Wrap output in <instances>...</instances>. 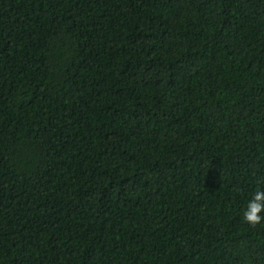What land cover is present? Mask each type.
<instances>
[{
	"label": "trees",
	"instance_id": "trees-1",
	"mask_svg": "<svg viewBox=\"0 0 264 264\" xmlns=\"http://www.w3.org/2000/svg\"><path fill=\"white\" fill-rule=\"evenodd\" d=\"M264 0H0V264H264Z\"/></svg>",
	"mask_w": 264,
	"mask_h": 264
},
{
	"label": "clouds",
	"instance_id": "clouds-1",
	"mask_svg": "<svg viewBox=\"0 0 264 264\" xmlns=\"http://www.w3.org/2000/svg\"><path fill=\"white\" fill-rule=\"evenodd\" d=\"M241 220L250 225L264 224V188L251 192L240 212Z\"/></svg>",
	"mask_w": 264,
	"mask_h": 264
}]
</instances>
